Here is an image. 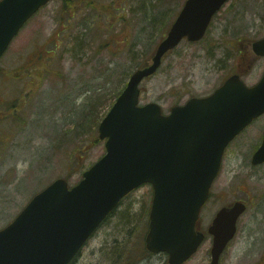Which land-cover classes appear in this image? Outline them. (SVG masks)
<instances>
[{
	"label": "rangeland",
	"instance_id": "rangeland-1",
	"mask_svg": "<svg viewBox=\"0 0 264 264\" xmlns=\"http://www.w3.org/2000/svg\"><path fill=\"white\" fill-rule=\"evenodd\" d=\"M185 1L52 0L22 28L0 59V229L56 178L75 185L105 154L100 122ZM263 37L264 0H230L201 41L183 40L141 83V104L157 102L169 113L192 96L211 94L236 70L255 85L264 57L242 68L238 59L248 42ZM263 124L254 121L228 146L213 199L201 211L211 221L227 203L247 200L240 220L248 236L237 241L228 264H264V169L248 167V143L242 149V139L256 138ZM151 188L132 192L74 264H108L114 256L105 245L115 238L137 264H161L164 257L143 251ZM207 247L187 264H207Z\"/></svg>",
	"mask_w": 264,
	"mask_h": 264
},
{
	"label": "water",
	"instance_id": "water-1",
	"mask_svg": "<svg viewBox=\"0 0 264 264\" xmlns=\"http://www.w3.org/2000/svg\"><path fill=\"white\" fill-rule=\"evenodd\" d=\"M51 0H0V57L38 10ZM228 0H186L153 54L130 76L99 125L106 153L70 187L57 178L0 230V264H70L88 238L130 191L154 190L146 246L183 264L204 240L200 211L218 176L229 143L264 113V75L248 86L237 73L212 94L191 97L164 114L157 102L140 103L141 83L153 76L180 42L201 40ZM264 56V38L252 45ZM264 162V142L254 155ZM246 204L223 207L209 232L211 264L234 236Z\"/></svg>",
	"mask_w": 264,
	"mask_h": 264
},
{
	"label": "flooded vegetation",
	"instance_id": "flooded-vegetation-1",
	"mask_svg": "<svg viewBox=\"0 0 264 264\" xmlns=\"http://www.w3.org/2000/svg\"><path fill=\"white\" fill-rule=\"evenodd\" d=\"M252 58V46H251V43H247V46L243 49V53L241 52L240 54V58L238 59V61L240 60V62L238 63L239 67H243L245 66V63L247 61H250ZM1 117V116H0ZM260 118L263 119V123H264V114L260 117H258L257 119H255L254 121L256 120H259ZM1 119V118H0ZM250 126V125H249ZM248 126V127H249ZM246 127L237 137L239 136H242V135H245V130L248 128ZM257 132V131H256ZM257 136H255L256 138H243L242 141L244 143L240 144L242 145V149L245 147V145L248 143L249 147L248 150L250 152V155L248 156V167H250L251 169H254V170H257L258 168H262L264 169V162L262 163H257L255 164L253 162L254 160V155L255 153L257 152V150L260 148V146L263 144L264 142V124L262 126H259L258 128V132L256 134ZM236 137V138H237ZM239 145V146H240ZM256 147L253 149V146ZM226 155V153H225ZM224 155V157H225ZM257 168V169H256ZM260 170V169H259ZM213 190H214V187L213 189L211 190V193H210V197L207 201V203H209L210 201H212L213 199ZM135 191V190H134ZM132 191V192H134ZM131 192V193H132ZM130 193V194H131ZM150 193H151V204H152V200H153V189L151 188L150 190ZM128 194L126 197L123 198L122 202L130 195ZM236 201H243L241 200L240 198L239 199H236L234 200L233 202H236ZM121 202V203H122ZM233 202H230V203H233ZM246 204L248 203L247 200L244 201ZM230 203H227L226 205L230 204ZM225 206V205H224ZM220 210V209H219ZM247 212V209L246 211L240 216L239 220L237 221L236 223V231H235V235L234 237L228 242V244L226 245L223 253L221 254V257H220V264H228V260H227V257L230 253V251L236 247V243L238 240H241V239H245L247 238L248 236V232L245 230L244 227H242V224L243 222L240 220L242 218V216H244V214ZM218 213V212H217ZM216 213V215H217ZM216 215L214 216V218L216 217ZM214 218L210 221V223L208 221H203L200 217L199 221L197 222V225H196V231L197 232H203L205 237H204V240L202 242V244L199 246L198 250L190 257V259H188L184 264H187L189 262H191L193 259H195V257L202 251V249L208 245V247L206 248V255H208V261H207V264H211L212 262V258H213V255H212V247H213V241H214V237L209 233V228L210 226L212 225V222L214 220ZM208 222V223H207ZM108 223V220H106L101 226H103L104 224ZM101 229V227L92 235V237L90 238V241L91 239H93L98 231ZM146 229V228H145ZM129 235L133 234L131 233V231L127 232ZM148 233V228H147V231L144 232V234L142 235L143 236V240H145L146 238V234ZM130 238V237H129ZM90 241L88 243H90ZM119 240L117 238H115V241H114V244L113 242H107L106 245H105V249L108 250V251H111V253L113 254L114 258L111 262H109L108 264H137V260H134V259H130V256L131 254L129 253L128 255V252L127 250H125L124 248H122V246H119ZM117 248V251L115 250ZM125 250V251H123ZM145 254H146V257L148 258H153L155 256H162L164 257V261L161 263V264H169L168 262V255L166 253H153V252H150V251H145ZM246 264V263H245Z\"/></svg>",
	"mask_w": 264,
	"mask_h": 264
},
{
	"label": "trees",
	"instance_id": "trees-1",
	"mask_svg": "<svg viewBox=\"0 0 264 264\" xmlns=\"http://www.w3.org/2000/svg\"><path fill=\"white\" fill-rule=\"evenodd\" d=\"M64 4H67L68 3V0H63ZM86 25H89V23L87 22H84ZM120 93L117 94V96L119 95Z\"/></svg>",
	"mask_w": 264,
	"mask_h": 264
}]
</instances>
